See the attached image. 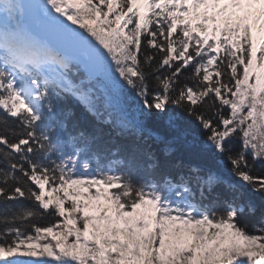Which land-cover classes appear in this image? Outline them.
I'll list each match as a JSON object with an SVG mask.
<instances>
[{
  "label": "snow or ice",
  "instance_id": "1",
  "mask_svg": "<svg viewBox=\"0 0 264 264\" xmlns=\"http://www.w3.org/2000/svg\"><path fill=\"white\" fill-rule=\"evenodd\" d=\"M250 194L264 0H0V264H264Z\"/></svg>",
  "mask_w": 264,
  "mask_h": 264
},
{
  "label": "trees",
  "instance_id": "2",
  "mask_svg": "<svg viewBox=\"0 0 264 264\" xmlns=\"http://www.w3.org/2000/svg\"><path fill=\"white\" fill-rule=\"evenodd\" d=\"M185 155H190V157L193 159L195 163H199V164L210 166V167L215 166V162L211 158L210 155H199L197 154L195 149L190 150V152L185 153ZM259 170L260 169H258V171ZM226 178H229V177H227L226 175ZM250 196H251V199L256 203L258 208L261 206H264V198H261L258 194H250ZM22 203H26V202H22ZM258 216H259V213H257L256 217H250L245 222L246 223L255 222L258 219Z\"/></svg>",
  "mask_w": 264,
  "mask_h": 264
}]
</instances>
